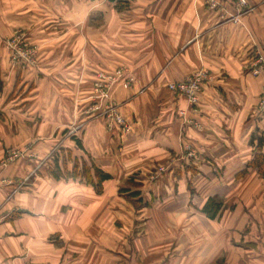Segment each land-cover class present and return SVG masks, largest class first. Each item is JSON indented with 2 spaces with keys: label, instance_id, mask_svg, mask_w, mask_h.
Returning <instances> with one entry per match:
<instances>
[{
  "label": "crops",
  "instance_id": "0c3cea01",
  "mask_svg": "<svg viewBox=\"0 0 264 264\" xmlns=\"http://www.w3.org/2000/svg\"><path fill=\"white\" fill-rule=\"evenodd\" d=\"M218 1L221 11L202 0H129V9L117 12L107 0H0V42L22 33L38 49L37 66L20 69L0 43V111L25 117L43 111L47 122L56 111L54 129L41 127L35 143L74 148L73 142L48 146L49 130L68 127L69 101L83 100L80 111L97 102L93 84L101 74L124 69L135 83L125 91L115 85L111 99L130 132L120 135L117 126L108 132L101 118L69 113L83 125L72 139L79 158L86 153L110 176L103 188L133 174L144 179L153 165L144 160L169 156V180L208 181L194 216L96 219L104 204L89 202L97 194L82 178L59 180L63 167L56 157V166L37 175L42 184L47 175L60 182L57 193L26 184L8 200L10 190L0 186V264H264V178L247 167L257 153L264 155V108L258 106L264 75L250 72L254 60L264 58V0H246L254 10L245 14L238 0ZM198 70L209 81L196 106L164 88ZM15 128L0 130V149L25 143H17ZM80 163L73 157L71 170ZM26 165L2 176L31 175ZM213 197L229 209L209 218L202 210Z\"/></svg>",
  "mask_w": 264,
  "mask_h": 264
},
{
  "label": "rangeland",
  "instance_id": "374dc122",
  "mask_svg": "<svg viewBox=\"0 0 264 264\" xmlns=\"http://www.w3.org/2000/svg\"><path fill=\"white\" fill-rule=\"evenodd\" d=\"M244 1L246 2V0ZM253 10L254 8H252L250 12H253ZM0 43L2 44L3 40ZM3 46L6 49V45L4 43ZM258 57L254 60L253 63L254 65L251 66V71H250L256 77L260 75H264V64L262 66L260 65L261 63L260 64L258 63V65L255 66V63L258 61ZM37 58H38V49L34 58L35 65L33 66L27 65L22 67L18 65L15 67H18L20 69H30L28 67H31L32 69H34L37 66ZM2 86L3 85H0V88ZM263 86H262V90H263ZM73 100L69 101L68 103L73 104L74 111L73 112L67 111L66 112L67 116L64 114L65 118L69 119L68 122L69 124H67L68 127L65 129L63 127H59L61 129V132L53 133V130H49L47 134L48 137L47 139L49 140L48 146L49 145L52 146L58 142L60 143L65 142L64 144H67V142L68 143L73 142L74 148L63 147V148L50 149L49 147L47 148L43 147L44 141L42 143L34 142V141H40L42 132L39 130L41 127H45V125L47 126L49 125V127H52L54 129L56 125V119H55L56 111H49L52 113V115L48 114V122L46 121L47 116H43L44 115L43 111H30L29 113L31 117L28 114H26V117L23 116V113H21L22 111H0V130L2 131L4 127L9 129L10 127H12L13 123H16L15 138L18 141L17 143H19L21 139L22 141L25 142L24 144H18L15 147L5 146V147H1L0 149V155H1L0 156V186L1 188L10 190L8 200L13 199L14 196L17 194V192L23 189V187H25L26 184L32 185L33 187L44 186L42 188L47 190L48 193H57L56 191L58 190L57 189L58 186L56 184L60 182L52 180L47 175L49 181L46 182L45 180L43 181L44 182L43 184L39 183L40 182L39 180H41L40 178L42 177L37 175V173H39L40 170L46 173L45 171L46 167L56 166L54 162L56 161V157H58L57 159H59L58 161H61L62 163L61 166L63 167V171L59 172V175L62 176L63 178L61 177V179L59 180H67L71 176L75 177L78 175V177L82 178L80 179L81 182H84L92 186L95 193L97 194L95 195L96 199L90 200L89 202L92 203L94 201L93 203L96 204H104L102 211L98 214L96 213L97 216L96 219L99 218L112 219V220L125 219V220H139L141 222H149L154 220L185 219V217L187 218V214L190 213L193 214L194 216V214L198 212V209L195 206L201 205L203 203V199L206 197L205 195L206 190L204 186L205 184H207L208 181L202 180L200 178L194 180L191 179L187 181L179 178L177 180H169L165 176L170 175L169 167L174 164V162L172 161L174 159H172L171 157L174 156L166 157V159H162L159 162L155 161L157 163L153 161L154 160L153 158L151 160H147V159L144 160L145 163L151 164L153 162V165L152 166L150 165V167L152 168L151 172L147 174L144 179L137 178L136 176L138 175L133 174L131 178L128 180L112 179L105 188H103L102 184L95 186L96 179H93L92 182L95 184L90 183L91 181L87 180V177L84 176L85 170L82 168V166L85 164V166L89 167L90 169L92 166H95V164L91 163V161L88 160L86 153H85V157L81 156L79 158L81 154L77 155L78 153H76V149H75L76 143L75 141H72V139H75V136L77 137L79 135L78 133L82 129L83 125L80 126V124L77 123L76 118L70 116L69 113L71 115L74 114L75 117L76 116H79V118L83 117L84 121H91L89 120V118L91 117L93 118V116L95 118H101L103 119L105 130L108 132H111L116 126V124L110 122L112 128L108 129L109 121L104 116H102V113L105 112L102 110L105 108L99 105L100 107L99 110H92L94 107H96L95 105H97L96 101L93 105L89 104L86 107H83V110L80 111L81 104H83V100L80 101L78 99H77L78 101L75 100L73 101ZM260 103L261 101L259 97L258 104ZM100 104L106 105L105 102H101ZM109 104L110 103H108L107 105ZM190 106L193 107V105ZM114 112L112 111V113ZM116 112L121 114L119 111ZM121 116L124 119L122 114ZM124 125H126L128 130L126 131L124 128L120 127L119 128L120 135H127L130 132V129L125 119H124ZM27 141L29 142L33 141L32 142L33 147H30V144L27 143ZM44 153H48L49 162L45 161L46 159H44V155H45ZM73 157L80 159V162H82L79 164L80 165L79 169H81V171H77L75 169L73 173V170H71L73 166ZM29 162H31V165L25 164ZM74 162L77 163V160L75 159ZM25 165L26 167L28 166L31 169L29 170L31 171V175L29 174L26 175L25 177L2 176L4 175L3 173H5L14 166L23 169ZM189 165L191 164L189 163ZM191 166H193L194 168L196 167L194 166V164ZM159 167L166 169L165 170L166 174L165 173L159 174L158 172ZM193 167H191L192 169L189 170H193ZM173 169L171 168V170ZM91 172L93 173V171ZM30 177H32V180H30ZM250 187L255 188L258 186L255 185L254 182H251ZM255 189L259 190L260 188L258 187ZM229 199H231V197ZM212 200L215 201L218 205L220 204L219 206L220 211H225L229 209L227 207L228 206L227 201H223L221 198L218 197H213ZM82 202L83 201L81 200L80 203ZM182 205L185 207H187V205L191 206L190 208L192 209V212H187V209L183 211L185 207L181 209L180 206Z\"/></svg>",
  "mask_w": 264,
  "mask_h": 264
},
{
  "label": "built area",
  "instance_id": "2783aa9c",
  "mask_svg": "<svg viewBox=\"0 0 264 264\" xmlns=\"http://www.w3.org/2000/svg\"><path fill=\"white\" fill-rule=\"evenodd\" d=\"M207 9L211 11H221L222 8L218 0H202ZM239 8L241 9L240 14H245L251 11V7L244 0H239ZM6 45V49H8L10 53V60L14 66L20 65L22 66H33L35 65V55L37 53V47L34 45H30L26 40L25 36L21 33H16L8 40L4 41ZM263 66L264 60L260 56L258 57V61L255 63V66L258 65ZM260 69V67H259ZM209 81V75L204 70H198L191 73L188 77L180 82H170L165 83L164 88L173 93L176 96L184 98L190 105L196 106L198 103L199 95L202 90V86ZM135 83V78L130 73L126 72L124 69H118L114 71L113 74L109 75H100L97 82L93 84V91L96 94L98 100L97 105L92 110H99L100 107H104L102 111V116H104L108 121V129L112 128L110 122L116 124L117 127L124 128L126 131L128 130L126 125H124V119L121 114H119L116 109V106L111 99V90L115 85H118L122 90H129ZM259 109L262 110L264 108V86L260 95ZM101 102H105L106 105L100 104ZM110 103L109 105H107ZM112 111L114 113H112ZM180 115L184 117L185 113L180 112ZM189 155L192 156V153L189 152ZM164 168L159 167V174L165 173Z\"/></svg>",
  "mask_w": 264,
  "mask_h": 264
},
{
  "label": "trees",
  "instance_id": "16d2710c",
  "mask_svg": "<svg viewBox=\"0 0 264 264\" xmlns=\"http://www.w3.org/2000/svg\"><path fill=\"white\" fill-rule=\"evenodd\" d=\"M110 3L114 4L115 10L117 12H124L129 9L130 3L129 0H107ZM77 145H79V142L76 141ZM262 145V139L257 140V150L259 151ZM247 167L255 168L262 176H264V155L257 153L253 160L247 165ZM84 171V176L87 177V180H90L92 183L93 179H96L95 186L101 185L104 181H107L110 179V176L108 174L103 173L99 169H97L95 166H92L90 169L89 167L85 166V164L82 166ZM81 171V169L78 170L76 166L73 169L74 170ZM93 171V173L91 172ZM82 173V172H81ZM78 176V175H77ZM219 210V205L213 201L212 199L208 200L203 208V213H205L209 218H214L217 211Z\"/></svg>",
  "mask_w": 264,
  "mask_h": 264
}]
</instances>
